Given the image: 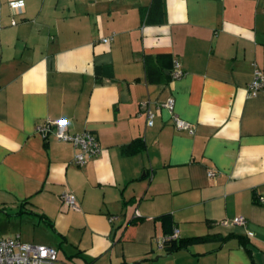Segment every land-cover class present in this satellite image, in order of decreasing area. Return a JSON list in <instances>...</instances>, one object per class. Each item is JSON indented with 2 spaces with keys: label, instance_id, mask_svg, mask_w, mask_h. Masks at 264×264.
I'll return each mask as SVG.
<instances>
[{
  "label": "crops",
  "instance_id": "crops-1",
  "mask_svg": "<svg viewBox=\"0 0 264 264\" xmlns=\"http://www.w3.org/2000/svg\"><path fill=\"white\" fill-rule=\"evenodd\" d=\"M22 1L0 0V238L53 246L56 264H264V94L247 92L264 0ZM47 120L100 154L74 164ZM163 214L183 238L230 236L166 253Z\"/></svg>",
  "mask_w": 264,
  "mask_h": 264
},
{
  "label": "built area",
  "instance_id": "built-area-1",
  "mask_svg": "<svg viewBox=\"0 0 264 264\" xmlns=\"http://www.w3.org/2000/svg\"><path fill=\"white\" fill-rule=\"evenodd\" d=\"M9 5L12 11L15 12L22 8L24 3L22 0H10ZM15 23V20H12V24ZM110 39L108 37L103 40L106 42ZM182 74L183 71L179 61H174L171 72L172 78H179ZM247 92L249 96H256L259 93L264 94V70L257 67L254 68L253 78L247 86ZM158 106L172 112L174 99L170 97L160 102ZM140 109L146 113L147 120L151 123L153 113L149 103L142 102ZM174 123L177 129L187 130L189 133L194 132L192 124L184 119L174 116ZM36 129L43 137L52 133L58 140L72 143L77 149L72 160L76 165L85 164L89 158L96 157L101 152V146L95 134L87 130L79 133H69L63 120H47L38 125ZM215 173V171L210 170L207 175L213 177ZM60 202L70 209H75L78 205L75 194L69 191H65L60 195ZM231 222L245 225L246 218L244 216H236ZM247 233L252 235L251 231ZM179 237V230L174 228L173 232L169 236H164L160 243L162 244L169 238L177 239ZM0 264H56V249L50 245L23 242L18 236L0 238Z\"/></svg>",
  "mask_w": 264,
  "mask_h": 264
},
{
  "label": "trees",
  "instance_id": "trees-1",
  "mask_svg": "<svg viewBox=\"0 0 264 264\" xmlns=\"http://www.w3.org/2000/svg\"><path fill=\"white\" fill-rule=\"evenodd\" d=\"M150 8H158L163 14V0H151ZM143 148V143L140 139H135L128 145L123 147V152L125 154L136 153ZM162 225L164 227V236H169L174 229L173 221L170 214H163L159 216ZM230 236V235H229ZM229 236H222L220 234H206V235H196L190 237H179L177 239H166L162 243V247L165 249L166 253L175 252L180 249H186L192 244L205 243L207 241L219 239L226 240Z\"/></svg>",
  "mask_w": 264,
  "mask_h": 264
}]
</instances>
